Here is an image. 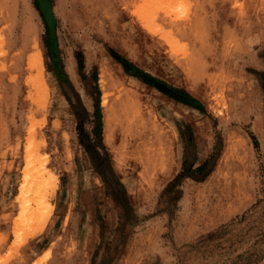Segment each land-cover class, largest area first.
<instances>
[{"label":"rangeland","instance_id":"374dc122","mask_svg":"<svg viewBox=\"0 0 264 264\" xmlns=\"http://www.w3.org/2000/svg\"><path fill=\"white\" fill-rule=\"evenodd\" d=\"M219 38L252 54L202 68ZM262 232L264 0H0V264H234Z\"/></svg>","mask_w":264,"mask_h":264},{"label":"bare ground","instance_id":"6f19581e","mask_svg":"<svg viewBox=\"0 0 264 264\" xmlns=\"http://www.w3.org/2000/svg\"><path fill=\"white\" fill-rule=\"evenodd\" d=\"M24 41L26 42L27 49L31 50L30 57H29V63H30V68H31L30 70H32V74L30 76V80L33 81L35 87H37L39 93L41 94L42 102L44 103L43 97H45L44 94L47 91V83L45 82V79L43 78L44 60L42 56L41 45H40V42L38 41V37L36 34V28L29 18H27V20L25 21V25H24ZM214 112L217 115L221 114L220 111L216 108H214ZM107 127H109V125H107ZM131 154H133L134 156L138 157L141 161H143V164L146 167H152L151 165L150 166L148 165L150 161V156L147 150H143L142 148H135L131 152ZM31 162L32 160L30 159L29 164H31ZM44 170H45V167L42 166L38 171H36V173H41ZM29 173H27L26 176H28ZM32 175H34V173H32ZM30 208H31L30 205L23 202L21 218ZM42 228L37 229L35 233L41 231ZM18 240L19 239L17 236V239H16L17 244L20 243V241Z\"/></svg>","mask_w":264,"mask_h":264},{"label":"trees","instance_id":"16d2710c","mask_svg":"<svg viewBox=\"0 0 264 264\" xmlns=\"http://www.w3.org/2000/svg\"><path fill=\"white\" fill-rule=\"evenodd\" d=\"M206 165H207V162H205L204 164H201L196 169H194L195 164H192L190 168L184 167L183 170L179 174H177V176L168 183L167 187L161 194L160 202H163L164 198L170 199L174 202H177V201L179 202L182 199L183 194H184L183 179L189 178V179H193L194 181H198V182L204 181L214 170V168H212L208 170L204 175L202 176L198 175V174H201V170H203ZM127 196H128V201H130L129 195ZM262 234L264 235V232H262L261 235ZM256 242L262 243L263 239H256ZM192 246L193 245H191L190 247ZM254 249H255L254 251H248L244 254L239 255L237 260H235L234 264H258L260 262H263L264 261V251H258L257 246H255ZM116 250L117 249L115 246L113 251H116Z\"/></svg>","mask_w":264,"mask_h":264},{"label":"crops","instance_id":"0c3cea01","mask_svg":"<svg viewBox=\"0 0 264 264\" xmlns=\"http://www.w3.org/2000/svg\"><path fill=\"white\" fill-rule=\"evenodd\" d=\"M203 42L207 43L206 41H203ZM203 42L202 41L199 42V43H195V42H192L191 43L190 41L189 42H186L190 46V48L188 49L189 50L188 51L189 54H195V55L196 54H209L210 57H211V59H213V60L218 59L217 62L216 61L209 62V63H212V64H218V65H208V66H204L202 68H208V69H211V68H231L230 66L225 65V64L227 62L228 63L231 62V61H229V59H231L232 56L233 57L236 56V57H234V61L233 62H237V61L239 62L246 55H249L250 56L252 54V52L250 51V49L248 51H245V52H247V53H244L246 55H243L242 52L241 53H238V52L233 51L231 49L230 50H227L226 45H232V44H231V42L228 43L227 41H225V38L224 39L219 38L218 41L216 40V41H211V42L207 43V44H211L212 46H215V45L216 46H219L217 49H208V50H204L203 48H201V49H197V48L196 49H193L192 46H191V45H195V46L198 47V45H203L204 44ZM209 59L210 58H207V60H209ZM183 62L185 64H190V61L189 60L183 61ZM179 68L191 69V68H198V67L197 66H190V65H182ZM229 147H230L229 145L226 146L223 160L225 159V155L227 154V151H228ZM217 164H216V166H217ZM212 172H211V174H212ZM183 197H184V194H183ZM184 229H185V235H186V233L188 232L187 231L188 228L185 227Z\"/></svg>","mask_w":264,"mask_h":264}]
</instances>
